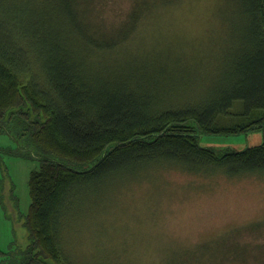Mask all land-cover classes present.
Masks as SVG:
<instances>
[{"label": "trees", "instance_id": "trees-1", "mask_svg": "<svg viewBox=\"0 0 264 264\" xmlns=\"http://www.w3.org/2000/svg\"><path fill=\"white\" fill-rule=\"evenodd\" d=\"M60 2L76 27L74 7L92 0ZM240 2L246 42L227 80L207 98L189 100L159 92L157 77L141 69L94 65L132 48L145 0H135L112 28L124 31L120 38L99 42L89 35L92 48L84 51L58 24L16 20L15 27L0 11V133L14 140L18 158L38 164L29 175L25 250L16 264H73L69 234L85 214L80 199L109 182L146 180L161 168L264 178V142L241 151L200 145L204 135L264 133V0ZM0 202L4 207L1 194ZM236 252L224 264H256L252 254Z\"/></svg>", "mask_w": 264, "mask_h": 264}, {"label": "rangeland", "instance_id": "rangeland-1", "mask_svg": "<svg viewBox=\"0 0 264 264\" xmlns=\"http://www.w3.org/2000/svg\"><path fill=\"white\" fill-rule=\"evenodd\" d=\"M134 2H80L74 7L76 27L60 0H0V11H7L5 19L15 27L16 20L58 24L84 51L89 35L99 42L120 38L124 31L112 28L126 20ZM240 3L145 0L132 48L116 50L120 55L111 53L94 65L141 69L157 77L159 92L173 90L180 100L205 99L227 80L246 42ZM14 137L27 146L25 138ZM7 138L0 134V264H16L25 250L29 175L38 164L18 158L17 145ZM263 142L264 133L204 135L200 145L241 151ZM157 171L146 180L109 182L103 194L104 188L83 195L85 214L77 224L72 222L69 234L73 264H224V257L234 251L243 258L252 254L256 264H264V178Z\"/></svg>", "mask_w": 264, "mask_h": 264}, {"label": "bare ground", "instance_id": "bare-ground-1", "mask_svg": "<svg viewBox=\"0 0 264 264\" xmlns=\"http://www.w3.org/2000/svg\"><path fill=\"white\" fill-rule=\"evenodd\" d=\"M3 118H5V117H3ZM13 119V118H12ZM8 120V119H7ZM6 123H8V122H6ZM10 124V123H9ZM5 125H7V124H5ZM2 131V130H1ZM0 131V132H1ZM0 134H2V133H0ZM12 136V135H11ZM5 137L7 138V136L5 135ZM8 139V138H7ZM12 139V138H11Z\"/></svg>", "mask_w": 264, "mask_h": 264}]
</instances>
